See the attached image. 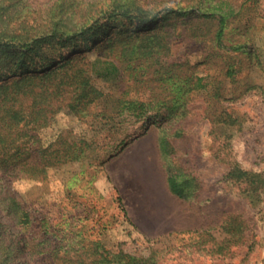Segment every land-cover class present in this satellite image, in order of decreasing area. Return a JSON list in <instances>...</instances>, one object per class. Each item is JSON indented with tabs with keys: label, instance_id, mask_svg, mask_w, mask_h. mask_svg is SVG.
<instances>
[{
	"label": "rangeland",
	"instance_id": "1",
	"mask_svg": "<svg viewBox=\"0 0 264 264\" xmlns=\"http://www.w3.org/2000/svg\"><path fill=\"white\" fill-rule=\"evenodd\" d=\"M32 1L41 11L56 2ZM112 1L144 8L149 23L126 18L90 49L64 52L95 63L99 100L57 108L30 144L66 162L10 187L59 237L69 221L78 240L150 264H264V0ZM136 36L162 46L130 54ZM103 51L124 60L119 72ZM163 137L171 155L161 154ZM169 174L188 182L185 198L170 192Z\"/></svg>",
	"mask_w": 264,
	"mask_h": 264
},
{
	"label": "trees",
	"instance_id": "2",
	"mask_svg": "<svg viewBox=\"0 0 264 264\" xmlns=\"http://www.w3.org/2000/svg\"><path fill=\"white\" fill-rule=\"evenodd\" d=\"M93 2L56 0L41 11L37 1L0 0V212L4 215L0 218V264H37L38 259L42 264H150L124 251H107L98 242L78 240L77 227L69 221L65 223L69 234L59 237L57 227L49 229L45 219L36 217L10 187L15 180L45 178L49 168L66 162L58 156V149L50 153L30 144L37 137L36 131L50 121L57 108L66 106L79 111L99 100L91 85L95 63L79 64L64 52L90 49L104 36H110L126 18L137 20L140 25L149 23L144 8L127 7L122 1ZM133 10L138 15H133ZM42 16L45 22L39 24ZM226 19L223 17L216 35L219 44ZM135 39L141 38L130 37L125 44L131 45ZM161 46L156 39L146 43L134 41L131 49L126 50L137 54L146 48L151 53ZM108 47L113 49L114 44ZM101 56L112 58L105 62L112 72H119V64L124 63L120 56L104 51ZM198 86L196 83L194 88ZM72 92L76 93L75 101H69ZM28 98L32 99L29 106ZM128 104L130 109L145 106L137 101ZM159 146L162 155L173 153L166 137ZM235 172L241 180L255 179V184L260 179L259 175L252 176L241 169ZM167 184L172 194L185 198L188 185L185 179L169 174ZM6 219L13 225L4 223Z\"/></svg>",
	"mask_w": 264,
	"mask_h": 264
}]
</instances>
